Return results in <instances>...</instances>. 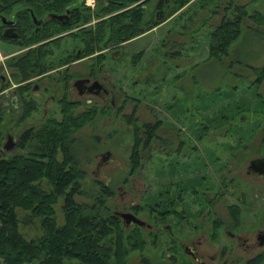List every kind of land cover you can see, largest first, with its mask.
I'll use <instances>...</instances> for the list:
<instances>
[{
    "label": "rangeland",
    "instance_id": "1",
    "mask_svg": "<svg viewBox=\"0 0 264 264\" xmlns=\"http://www.w3.org/2000/svg\"><path fill=\"white\" fill-rule=\"evenodd\" d=\"M158 2H147L142 23L145 27L148 21L153 26L118 46L123 57L118 64V78L122 75L126 77L123 82L127 84L125 87L129 88V94L134 96L133 100H128L125 108L116 113L109 109L92 110L93 118L72 133L70 151L78 156L84 172L79 184L80 193L75 194V199L82 203H93L91 195L94 192L98 197H103L100 185L103 181L116 193L108 203L112 208L109 211L127 209L133 200H143L152 206L158 203L163 162L158 145H153L154 150H142L135 168L137 171L131 175L130 169L135 159H131V151L135 139L130 123L140 125L148 121H166L167 117L171 120L177 118L184 141H194L196 136L202 139L198 140L200 154L193 155L195 167L205 171L209 169L218 179L223 177L219 169L225 164L223 172L230 180L231 194L225 198L221 196L220 202L215 204L218 210L215 217L204 223L199 218L195 231L191 227L184 228L183 233L187 237L185 243L201 239L199 251L206 256L208 264H224L225 261L227 264H246L248 259L264 253V246L255 242L258 233L264 231V178L247 173L252 159L264 157V80L259 84L257 82L264 67V0H191L171 16L169 12L173 4L167 3L166 7L160 9V19H157ZM89 3L93 16L87 21H96L100 18L96 14L97 6L94 0H89ZM239 5L245 6L248 14L242 17L238 39L231 44L227 55L220 51V57L211 56L212 49L222 47L216 45L214 33L229 19L232 22L237 19ZM96 27L92 33L97 36V45H100L88 54L102 50L111 55L114 43L101 40L97 32L98 24ZM77 42V38L74 42L71 39L65 47L72 49ZM60 48H55V57L59 55ZM17 55L18 47L0 45V72L14 71L13 68L7 69V66L11 57ZM113 61L108 60L105 66ZM89 98L84 99L86 105ZM92 99L88 105L103 104L98 97ZM173 111H178L177 117ZM3 113L0 122L1 145L8 140V134H12L19 144L8 155L25 153L26 148L20 145L21 134L33 124L39 125L44 119V112H30L19 122L18 111ZM74 113L78 115L79 110ZM49 114L57 120L63 116L59 111ZM211 141L219 143V153L225 158L224 161L217 160V153L212 155L213 151H217L212 147L210 155L207 153V143ZM228 142L229 150H226L223 144ZM108 151L111 158L98 166L100 156ZM198 159L197 164L195 160ZM48 187L45 185V188ZM147 190L149 192L144 195ZM242 194H245L246 202L240 204L239 208L233 207L242 202L239 198ZM63 205V198L54 205L59 224L65 220ZM18 213L20 230L27 239L43 236L44 229L39 219L28 216L21 209ZM141 215L150 218L147 211ZM228 230L248 238L253 247L247 248L244 241L232 239ZM147 236V244L142 250H131L124 259L111 263H167L169 252H164L158 245H151V236ZM210 255H216L217 260L212 262ZM177 259L180 264L190 262L188 256L181 255L172 263L175 264ZM65 263L79 264L75 259H67ZM0 264H5L1 257Z\"/></svg>",
    "mask_w": 264,
    "mask_h": 264
},
{
    "label": "flooded vegetation",
    "instance_id": "2",
    "mask_svg": "<svg viewBox=\"0 0 264 264\" xmlns=\"http://www.w3.org/2000/svg\"><path fill=\"white\" fill-rule=\"evenodd\" d=\"M94 3L95 6H98L99 0H94ZM77 4L80 6L79 12L83 14H76L73 8H67L64 11H37L25 6L24 1L18 2V15L16 13L9 16L0 14V45L2 47H18V55L12 56L8 62L9 66H7V69L13 68L14 71L0 72V111H18L20 113L18 122L25 113L43 111L42 122L39 125L33 124L28 129L35 130L46 121L57 120L52 114H49L50 112H61L62 119L64 112L69 110L74 112L79 110L80 113L109 109L116 113L125 108V103L128 100H133L134 96L129 94V88L125 87L127 84L123 82L126 77L122 75L121 78H118L117 72L118 64L123 58L118 46L126 41L117 43L115 38L110 40L112 44L114 43L111 55L102 50L88 54L92 50L91 47L100 45V43L97 45V36L92 34V30L97 28L96 26L102 18L96 21H86L89 0H80ZM160 11V9L157 10V19H160L158 18ZM2 16L6 17L7 23L3 21ZM78 30V33L71 34ZM73 38L78 39L77 45L72 49L69 46L65 47L71 39L74 42ZM108 42L109 40H107ZM55 48H60L58 49L60 53L56 57L54 55ZM108 60L109 62L114 61L105 66ZM56 62L59 65L56 66ZM86 97H90L87 100V105L84 100ZM92 97H98L103 104L88 105L92 103ZM173 112L177 117L178 111ZM164 113L166 114L165 111ZM62 119L57 121L61 122ZM177 120V118L171 120L167 117L166 121H148L142 122L140 125L136 122H129L135 139L131 159L141 158L142 150H154L153 145H158V153L163 161L160 170V201L158 203L152 206L143 200H133L128 204L127 209L109 211L112 208L108 203L116 193L103 181L100 183L101 192L108 188L110 195L108 194L107 200L93 201V203H99L100 218L107 220V227L116 229V225H118L120 235L118 232L112 233V236L115 237L112 240V247L116 253L121 246L122 252L126 251L124 258L131 250H142L147 244L146 240L150 239L147 235H150L151 245H158L164 252H169L170 258L165 264H174L172 262H175L177 256L181 255H186L190 259V262L185 264L192 262L208 264L206 256L199 251L202 240L185 243L187 237L183 233L184 228L191 227L195 231L198 222H200L199 218L204 223L218 214L215 204L220 202L221 196L223 198L231 196L229 193L230 180L223 172L225 164H222L219 169L223 177L218 179L213 177L209 169L205 171L203 168L195 167L193 155L200 154L198 140L202 139L196 136L194 141H184L182 132L177 126ZM7 139L4 145L0 143V158L7 156L18 147L19 142H15L12 134H8ZM242 143L245 144V142ZM207 144L209 145L207 150L209 155L212 147L213 150H217L213 151L212 155L215 156L217 153L218 161L225 160L219 153V143L211 141ZM229 145V142L223 144L226 150H229ZM100 157L101 162L98 166H102L111 158V152L103 153ZM251 161L247 173L264 178V167L252 166ZM195 162L198 164L199 159ZM136 171L137 169L132 167L130 174H135ZM148 192L149 190L144 195H147ZM239 198L242 202L234 204L233 207L239 208L240 204L246 202L245 194L240 195ZM74 203L82 202L75 199ZM143 211H147L150 218H144L141 215ZM124 213H130L134 217L126 220L122 215ZM221 221L224 222V219ZM110 222L116 223V225L114 226ZM227 233L232 239L244 241L245 247H253L248 242V238L236 235L231 230H228ZM105 237L104 234L101 235L99 245L111 248L106 245ZM255 242L264 246V231L258 233ZM210 257L212 262L217 260L216 255H210ZM256 257L248 259L246 264H250ZM175 264H180L178 259ZM224 264L227 262L225 261Z\"/></svg>",
    "mask_w": 264,
    "mask_h": 264
},
{
    "label": "trees",
    "instance_id": "3",
    "mask_svg": "<svg viewBox=\"0 0 264 264\" xmlns=\"http://www.w3.org/2000/svg\"><path fill=\"white\" fill-rule=\"evenodd\" d=\"M20 1L37 11H64L73 8L76 14H83L79 12L80 6L77 4L80 0H0V14L18 15ZM139 1L99 0L96 13L102 18L98 22L99 38H115L120 43L153 26L148 21L145 27L142 24L145 5L150 0L138 3ZM190 1L159 0L157 8L166 7L167 3L173 4L169 12L171 16ZM237 10L240 13L237 19L233 22L229 19L214 33L216 45L222 47L219 50L212 49L211 56L220 57V51L227 55L231 44L238 39L242 17L248 12L241 5L237 6ZM90 11L91 8L88 7L86 21L93 16ZM91 48L90 51L96 49ZM262 72V76L257 79L258 84L264 80V67ZM64 113L61 122L46 121L37 130L28 129L23 133L20 145L26 148L25 153L15 152L0 158V257L5 264H66L67 259H75L79 264H110L113 260H122L126 255L121 246L115 253L112 247L115 237L112 233L118 232L119 228L113 222L110 224L117 228H109L107 220H101L99 203H74L75 194L80 193L79 184L84 172L78 156L70 151V140L72 141L71 136L75 130L93 118V111L78 115L71 110ZM3 115V111H0V122ZM138 163L139 158L136 157L133 161L134 169ZM45 185L49 187L45 188ZM102 192L103 197H98L94 192L91 198L94 201L107 200L108 194L110 195L108 188ZM60 198L64 199L63 224H59L55 217L54 205ZM19 209L41 221L43 236L30 240L25 237L20 230ZM102 234L106 236V245L111 248L99 245ZM250 264H264V253Z\"/></svg>",
    "mask_w": 264,
    "mask_h": 264
},
{
    "label": "water",
    "instance_id": "4",
    "mask_svg": "<svg viewBox=\"0 0 264 264\" xmlns=\"http://www.w3.org/2000/svg\"><path fill=\"white\" fill-rule=\"evenodd\" d=\"M2 19H3V21L4 22H6L7 23V19H6V17L5 16H2ZM9 23H13V22H9ZM10 139H11V137H10ZM251 164H252V166H256V165H260V166H263L264 167V158H256V159H254V160H252L251 161ZM264 172V171H263ZM124 217H125V219L126 220H130L132 217H134L132 214H130V213H124V214H122Z\"/></svg>",
    "mask_w": 264,
    "mask_h": 264
},
{
    "label": "crops",
    "instance_id": "5",
    "mask_svg": "<svg viewBox=\"0 0 264 264\" xmlns=\"http://www.w3.org/2000/svg\"><path fill=\"white\" fill-rule=\"evenodd\" d=\"M263 96H261V98H262ZM264 99V98H263Z\"/></svg>",
    "mask_w": 264,
    "mask_h": 264
}]
</instances>
